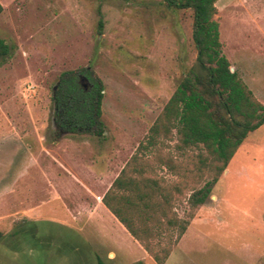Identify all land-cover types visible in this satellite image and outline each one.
Masks as SVG:
<instances>
[{"label": "rangeland", "instance_id": "rangeland-1", "mask_svg": "<svg viewBox=\"0 0 264 264\" xmlns=\"http://www.w3.org/2000/svg\"><path fill=\"white\" fill-rule=\"evenodd\" d=\"M0 3V38L10 45V56L0 60V229L12 231L0 241V264H96L97 243L105 264L142 259L130 237L98 220L91 226L95 238L78 235L72 215L87 190L76 175L94 189L95 199L102 190L90 167L99 169L106 157L127 162L136 153L154 158L159 152L147 145L150 129L196 58L192 10L169 8L165 0ZM216 5L223 52L264 103V0ZM89 65L104 83L103 136L61 129L54 118L53 93L61 74ZM174 135L164 140L162 154L184 166L188 153L199 149L182 155L175 130ZM155 165L152 174L179 185V190L170 186L174 211L189 222L177 241L178 228L161 236L163 244L170 234L175 240L164 264H264V124L248 133L195 207L189 188L204 186L207 173L189 185L183 166L178 175ZM26 186L30 192L21 190ZM25 209L30 217L23 221ZM72 237L93 249L90 256L63 243ZM108 247L123 256L108 260Z\"/></svg>", "mask_w": 264, "mask_h": 264}, {"label": "trees", "instance_id": "trees-1", "mask_svg": "<svg viewBox=\"0 0 264 264\" xmlns=\"http://www.w3.org/2000/svg\"><path fill=\"white\" fill-rule=\"evenodd\" d=\"M165 2L172 9L192 10L196 58L150 129L147 145L157 147L159 152L154 158L133 154L103 196L106 206L158 264L165 263L175 243L171 234L165 244L161 236L178 228L177 241L189 224L174 211L170 186L179 190V185L165 184V180L152 174L156 163L178 175L183 166L172 156H163L164 140L173 139L175 130L179 153L199 149L188 153L183 166L189 185L205 173L209 176L201 188H189V202L195 207L204 202L209 184L219 179L248 133L264 124V103L255 97L238 71L231 70V62L223 52L220 25L215 18L217 0ZM9 56L10 45L0 38V60ZM103 98L104 83L92 65L63 72L53 93L56 125L71 132L105 135L101 119ZM3 238L0 229V241ZM98 264L105 263L99 260ZM133 264L145 262L138 260Z\"/></svg>", "mask_w": 264, "mask_h": 264}, {"label": "crops", "instance_id": "crops-1", "mask_svg": "<svg viewBox=\"0 0 264 264\" xmlns=\"http://www.w3.org/2000/svg\"><path fill=\"white\" fill-rule=\"evenodd\" d=\"M127 162H123L118 156H114L112 158L106 157L100 165L99 169H96L95 166L88 169L89 175L94 177V180L99 184L102 190L101 194L99 196L96 195L95 199L92 198L94 189H92V187L84 180V178L81 179L76 175V178L80 181L79 184H82L87 190V197L85 199H81L83 204L78 206L76 212L72 215V218L76 223H78V235H81L86 239L95 238L94 233L96 231L91 227L93 220H98L100 223L104 224L105 227L107 226L112 231L117 230L123 232L142 249L144 257L139 260H143L147 264V259H152L154 261L153 263L155 264L156 262L153 257L145 250L140 242L131 235V233L127 230L123 223H121V221L103 202V196L110 189L113 181L118 177L122 169L126 166ZM128 168L132 169V166H129ZM71 172L75 174L72 169ZM77 179H75V181ZM21 190H24L26 192L31 191L27 186L25 188L22 187ZM25 197H30V194L27 193ZM28 213L29 211H26V209L21 212L20 217L21 219H23V221L29 219L30 216ZM10 233H12V231L5 232V238L7 237L6 234ZM74 235H76V233ZM56 238L63 239L64 235L54 236V239ZM63 243H66L67 247L74 251L78 250L85 258H87V256H90L91 250H93L90 247V249H88L85 246L82 247V245H77L74 237L71 238V241H63ZM106 250L108 260H115L123 256L122 251H118L116 249H113L112 247H108V249ZM99 251H101V247L100 244L97 243V247H95L94 252H92L96 264H98L99 260L104 262L98 253Z\"/></svg>", "mask_w": 264, "mask_h": 264}, {"label": "water", "instance_id": "water-1", "mask_svg": "<svg viewBox=\"0 0 264 264\" xmlns=\"http://www.w3.org/2000/svg\"><path fill=\"white\" fill-rule=\"evenodd\" d=\"M231 70H232V71H234V68H233V67H231Z\"/></svg>", "mask_w": 264, "mask_h": 264}]
</instances>
